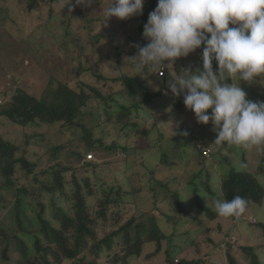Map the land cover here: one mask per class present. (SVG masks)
<instances>
[{"label": "rangeland", "instance_id": "rangeland-1", "mask_svg": "<svg viewBox=\"0 0 264 264\" xmlns=\"http://www.w3.org/2000/svg\"><path fill=\"white\" fill-rule=\"evenodd\" d=\"M153 1L157 5V0ZM109 2L110 0H93L91 6H77L75 0L67 5V0H0V104L7 100L3 97L4 93L8 96L18 89L50 101L53 90L59 84L68 85L76 92L81 87L90 97L81 108V123L93 129L92 138L95 141L100 140L106 146L115 147L114 150L89 151L88 154L93 156L90 161L96 164V168L94 172H84L83 161L77 162L76 157L71 154L74 151H86L83 141L79 139L81 130H62L58 123H35L19 127L1 120L0 135L19 145L21 152L25 150L26 158L36 164V169L26 177L19 172L20 181L17 186L22 183L24 186L38 188L28 202L33 208L38 204L43 206L45 219L53 225L57 223L54 220L56 210L65 209L67 203L58 192H47L40 187L50 183L58 169L67 170L61 175L68 193L73 187V178L82 182V179L88 177L92 182L96 180L97 186L102 185L104 188L122 187L123 192L128 194L124 204L129 214L124 220L132 216L138 219L145 213L153 212L166 236L158 255L149 257L155 250L149 244L144 247L140 257L129 258L127 264H168V260L173 264H179L180 261H188L190 264H228V255L238 264H250V259L242 251L243 247L253 248L264 264V239L260 229V225L264 223V200L260 205H249L238 219L225 218L216 213L212 202L214 197L205 191L210 187V191L214 193V187L230 170L255 172L264 152L255 147L243 150L235 146L225 145L222 148L215 145L216 135L211 123L198 124L194 114L185 108L183 95L172 97L168 93L167 85L172 81V75L167 69L164 78L150 75L151 72L137 75L125 58L137 54V45L144 46L136 41L140 35L143 36V32L139 34L143 21L136 19V16L123 21L111 18L106 26L103 25V10ZM144 8H150V1L144 0ZM147 43L145 40L144 44ZM132 45L134 47L131 50ZM202 47L177 60L172 71L179 74L183 68L202 70ZM117 48H120L119 57L116 56ZM213 69L216 70L214 65ZM97 75L102 76V79H97ZM125 75L142 79L152 93L164 92L157 102H160V106L154 111L153 118H148L152 113L148 109L149 114L144 113L146 118L142 116L147 120L144 123L146 129L150 131L143 139H128L120 130V124L114 115L119 111L118 105L126 103L124 100L114 96L117 100L112 104L114 108L110 113L111 109L102 107L101 99L95 98L87 89V86L96 89L102 97L115 95L122 90V85L114 80ZM243 84L245 83L241 82L240 86L246 92L248 100L264 102V95L261 97L252 94L263 91L260 82L251 88ZM175 99L181 102L183 109L175 106ZM106 113L111 116L108 117ZM135 121L143 123L140 118ZM170 123L173 124L176 135L171 131ZM183 132L189 135L190 132L199 134L205 148L209 149V157L202 159L189 138L188 144H184L185 148L176 145L179 139L185 141L186 135L180 134ZM60 145H63L60 154L51 151ZM123 148L126 150L123 151ZM85 154L86 159L88 154ZM162 154H166L170 163L174 164L172 168H169V162L163 167L158 166V158ZM203 169V178L195 181V185L202 203L215 211L213 220L204 211L197 209L189 184L190 176ZM161 179L170 190L178 193L182 206L190 212L179 217L184 219L181 225L178 219L177 224H174L159 215L160 212L173 215L170 214V206L176 205L173 193L168 194L169 197L166 195V201L156 198L159 211L153 210L154 195L150 188L152 182ZM35 180L39 184H35ZM257 180L264 188V168L257 175ZM156 195L164 197V191ZM10 211L11 205L5 209L0 207L1 226L12 225ZM141 219L146 218L141 216ZM22 239L30 242L27 238ZM2 249L0 246V260ZM115 255H120L118 249L111 253L110 258L101 259L99 263L113 264L111 258ZM16 256L11 254L9 262L0 261V264H11Z\"/></svg>", "mask_w": 264, "mask_h": 264}, {"label": "trees", "instance_id": "trees-1", "mask_svg": "<svg viewBox=\"0 0 264 264\" xmlns=\"http://www.w3.org/2000/svg\"><path fill=\"white\" fill-rule=\"evenodd\" d=\"M148 1H150V8L147 10L144 8L142 14L135 17L143 21L139 27V34L143 32L149 13L156 7L153 0ZM136 41L146 45L142 35ZM133 47L134 45L130 49L132 50ZM116 51V56L119 57L120 48H117ZM213 65L216 67L215 62ZM96 78L102 79V76L97 75ZM114 82L121 83L122 90L109 97H102L96 89L86 86L95 95V98L101 99L102 107L111 109L110 113L113 112L114 108L112 104L117 100L114 96H118L126 102L118 105L119 111L114 115L126 138L139 137L143 139L147 137L150 133L144 124L147 122L144 119L146 118L145 115L149 114L147 109L152 111L148 117L152 119L154 111L160 106V102H157L164 92L152 93L147 89L144 81L137 77L132 78L125 75L118 77ZM259 82L263 91L252 94L263 97L264 77L258 78L255 83L245 84L251 88L252 85ZM3 97L7 100L0 104V122L6 120L19 127H26L35 123H58L62 126V130L65 128L81 130L82 135L79 139L83 141L86 151L84 153L74 151L71 154L76 157L77 162L83 161L84 172L88 170L94 172L96 168L95 163L85 160L86 152L88 154L89 151L94 150L115 149L113 146L104 145L100 140L95 141L92 138L93 129L81 123L79 119L82 116L81 108L90 98L89 94L81 87L79 92H76L68 85L59 84L53 90L50 101L44 98H36L21 89L8 96L4 93ZM174 104L182 107L178 99L174 100ZM110 113H106L108 117L111 116ZM139 118L140 122L143 123L135 121ZM190 133V135H186L185 141L179 139L175 144L183 149L185 148L184 144H188L189 138V142L194 145L199 151V156L204 159L202 151L207 148H205L199 134ZM20 148L19 145L0 135V207L5 209L11 205L9 218H12L11 226L0 225V246L3 247L1 262H9L11 260L10 255L16 254L17 256L11 264H63L64 262H69V264H100L101 259L110 258L111 253L118 249L120 255L112 257L111 262L113 264H127L129 258L140 257L144 247L149 244L155 247L154 252L149 257H155L159 254L166 236L160 229L158 219L153 215V212L145 213L146 216L141 215L146 219H141V216L136 219L132 216L128 220H124L129 214L124 204L128 194L123 192L122 187L104 188L102 185L97 186L96 180L92 182L88 177L82 179L83 183L73 178L71 181L73 187L68 193L66 183L61 175L62 172L66 173L67 170L65 169L55 171L52 181L40 187L47 192H58L67 203L65 209L56 210L54 220L57 223L51 224L44 217L45 209L43 206L38 204L36 208H33L28 202L29 198L36 194L38 188L36 186H24L22 183L17 186L20 181L19 172L24 173L26 177L36 169V164L30 162L25 156V150L21 152ZM62 148L63 145L56 146L51 151L60 154ZM122 150L125 151L126 148ZM165 155L162 154L158 158L159 167L171 162ZM173 165L170 163L169 168H172ZM263 168L264 157L261 158L259 167L255 172L230 170L225 177H221L217 187H214V193L210 191V187H207L205 191L213 197L223 193V198L228 201L235 195H240L250 202L249 205H260L264 200V188L258 182L257 175L262 173ZM203 173L204 169L191 175L189 184L192 187L197 209L204 211L206 216L213 220L216 215L215 211L202 203L198 188L195 185V181L202 180ZM21 179H23L22 176ZM35 184H39V182L35 180ZM152 184L150 191L154 195V212L159 211L156 202L158 197L166 201L167 196L169 197L168 194L173 193V197L176 198V205L170 206L172 208L170 214L173 215L162 214L161 212L159 215L174 224H177V219L180 225L183 224L184 219L179 217L186 216L190 212L182 206L178 193L170 190L163 179L155 180ZM160 191H164V197L156 195ZM260 229L261 237L264 239V223L260 225ZM23 237L30 242L27 243L22 239ZM242 251L246 258L250 259V264H262L253 248L243 247ZM227 260L228 264H238L230 255H228ZM168 264H173V262L168 260ZM179 264L190 263L180 261Z\"/></svg>", "mask_w": 264, "mask_h": 264}, {"label": "clouds", "instance_id": "clouds-1", "mask_svg": "<svg viewBox=\"0 0 264 264\" xmlns=\"http://www.w3.org/2000/svg\"><path fill=\"white\" fill-rule=\"evenodd\" d=\"M70 3L67 0L65 5ZM75 3L91 6L93 0ZM143 5L144 0H110L103 10L102 24L106 26L111 18L123 21L139 16ZM143 37L148 43L137 45V54L125 58L137 75L151 72L162 76L167 69L172 75L168 93L172 97L183 95L185 108L198 124L211 123L215 145L243 150L255 147L264 152V102L248 100L240 86L264 77V0H157ZM201 47L202 70L172 71L177 60ZM85 160L89 161L87 156ZM212 202L220 217L235 219L250 203L240 195L228 201L223 193Z\"/></svg>", "mask_w": 264, "mask_h": 264}, {"label": "built area", "instance_id": "built-area-1", "mask_svg": "<svg viewBox=\"0 0 264 264\" xmlns=\"http://www.w3.org/2000/svg\"><path fill=\"white\" fill-rule=\"evenodd\" d=\"M164 73H165V70H164ZM164 75V74H163ZM163 75L162 76H159V77H163ZM208 154H209V151L207 150V149H205V150H203L202 151V155L204 156V157H206V156H208ZM93 158H92V155L91 154H89V155H87V160H92Z\"/></svg>", "mask_w": 264, "mask_h": 264}]
</instances>
